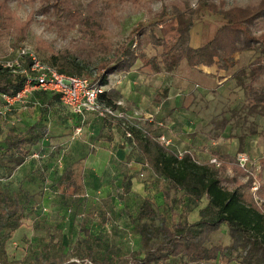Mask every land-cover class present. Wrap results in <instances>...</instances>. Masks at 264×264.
Masks as SVG:
<instances>
[{
  "label": "trees",
  "instance_id": "trees-1",
  "mask_svg": "<svg viewBox=\"0 0 264 264\" xmlns=\"http://www.w3.org/2000/svg\"><path fill=\"white\" fill-rule=\"evenodd\" d=\"M16 1L30 5L32 11L26 20H21L11 7V0H0V33L10 34L15 42L27 37L35 14L54 16L49 23L61 34L77 28L86 38L82 48L88 49V53L81 51L80 58L69 50L55 51L52 45L40 44L39 48L51 51L48 63L60 72L89 77L87 61L100 52L106 56L96 67V77L89 78L103 86L109 85L110 75L129 72L137 66L156 74L173 73L182 65L191 70L216 66L245 94L250 111L264 117V0H249L244 5H229L227 0H197L195 4L183 0L170 6L165 0H159L162 4L157 10L153 7L155 0H123L137 11H144L150 22L148 25L139 22L132 28L128 43L118 46L110 39L112 27H123L127 15L119 13L118 7L112 6L110 1L89 0L82 7L74 0ZM206 15H211L213 21L205 20ZM200 22L202 42L194 46L191 33ZM149 47L161 49L150 54ZM248 53L254 57L244 61L243 56ZM29 64L27 59L23 69L29 71ZM23 69L0 66V99L7 109L13 105L9 107L3 95L14 97L22 91L27 80ZM34 91L52 95L61 102L58 94ZM119 93L115 88L106 89L101 100L122 108L117 105ZM227 120L224 118V125ZM153 127L146 123L143 129L131 126L129 130L142 157L138 161L167 184L163 201L171 213L178 210L173 221L169 223L155 201L147 198L131 222L139 234L140 247L129 255L114 261L100 260L93 256L90 248L89 255H80L78 260L45 253L24 263H8L3 259V252L5 240L19 226V217L27 207L33 206L28 194L31 190L23 186L29 197L22 201L18 193H10L12 182L4 180L39 150L47 127L38 123L7 130L0 127V264H264L263 173L259 171L256 177L249 174L235 164L236 154L225 153L218 147L209 152L202 142H192L183 149L175 144L166 146L158 139L163 133ZM241 135L237 137L242 140V136L250 137ZM244 147L240 145V152H244ZM187 149L189 152L179 158L178 151ZM205 151L207 157L203 158L200 153ZM211 156L221 161L219 167L209 163ZM260 163L263 167L264 158ZM256 178L260 182L257 198L251 191ZM65 179L64 197L81 190L72 172H67ZM191 214L195 216L193 220L189 217ZM222 229L227 230L230 242H211L212 235ZM5 231L7 236L2 234Z\"/></svg>",
  "mask_w": 264,
  "mask_h": 264
},
{
  "label": "rangeland",
  "instance_id": "rangeland-1",
  "mask_svg": "<svg viewBox=\"0 0 264 264\" xmlns=\"http://www.w3.org/2000/svg\"><path fill=\"white\" fill-rule=\"evenodd\" d=\"M74 1L78 7H82L89 0ZM101 1H104V3L110 1L112 6L118 7L119 13L127 15V21L123 27H112L110 39L116 46L128 43L132 28L139 22L146 23V25L150 22L147 14L144 11H137L130 2L125 3L123 0ZM182 1L165 0L168 6L174 3H181ZM190 1L193 4L197 2V0ZM227 1L229 5L234 3L244 5L249 2V0ZM10 4L21 20H26L32 11L30 5L18 3L16 0H11ZM161 4V1L155 0L153 2L154 10L159 9ZM52 17L54 16L35 14V21L32 23L27 37L19 41V43L15 42L16 40L10 34L1 32L0 60L17 63L18 69L22 70L24 61L19 54L22 49H27L36 52L45 62H49L48 58L52 53L43 47L39 48L41 43L52 45L55 51L69 50L79 58L81 51H83L82 54H87L88 49L82 48V43L86 40L82 32L76 28L61 34L56 27L49 23V19ZM204 19L213 21L211 15H206ZM201 30V22L192 29V42L195 46L202 42ZM160 49L149 47L148 52L154 54ZM105 56L104 53L100 52L87 61L89 77H96L98 74L96 67ZM253 57L252 54L248 53L243 56V60L249 61ZM24 60L27 59L24 58ZM204 69L205 72L203 73L207 75H211L208 73L215 71L214 69ZM203 73L198 69L191 70L186 65H182L171 75L172 77L174 76L171 88L176 93H182L185 90V92L194 91L195 94H198L195 96L190 94V98L185 101L187 105H191L189 107L193 108L192 110L179 109L177 112H169L167 108L170 104V100H168L170 95L167 90L160 92V98L158 99L159 104L162 103V107H165V110L161 108L157 113H152L153 116L147 115L145 117L144 113L136 110L137 108L134 106H131L133 113L123 111L128 114L132 123L140 126H144L146 122L150 123L149 120L154 118L153 123L157 129L166 130L170 137L174 139L175 145L182 149L191 146L185 140V138L189 139L191 136L183 137V128L196 127L195 135H199L198 133L202 132L203 134L200 136L205 139L209 152L212 148L222 147L226 151L237 154L241 151L240 145L250 144V141H247V136L242 135H250L249 140L253 138H255L253 140H256L255 143L252 142L254 148L253 156L256 157L250 156L252 159H250V164H252L249 169L256 172L260 171L264 175V166L262 167L260 163V159L264 156V117L250 111L249 101L245 94L230 79H224L225 75L228 74L216 75L219 79L217 80L216 77L207 78ZM159 77V88H162L163 84H161L160 80L164 75ZM184 77L187 78V85L182 82ZM110 79L113 84L119 78L112 75ZM209 85L215 88L207 89L206 94H201L204 88ZM21 101L18 100L15 103L17 104ZM180 102L178 101V103ZM120 103V106L124 105L125 107L126 104ZM16 104L13 105L16 106ZM0 111H2L0 112V127L3 130L16 126L23 127V123L17 119L20 118L21 112L16 108L13 109V107L7 109L2 99H0ZM139 117L141 120L138 119ZM224 118H228L225 125L223 123ZM238 133L242 134L243 140L237 137L240 135ZM131 145H128V162L142 164L138 161L136 147L133 144ZM39 146V150L36 153L47 154L50 151L43 145L42 147L41 145ZM57 152L58 154L64 153L63 151ZM60 156L62 157V155ZM31 159H33L31 164L34 165L37 163V159L40 158L31 156ZM235 164L238 165L236 161ZM33 169L34 167H32ZM6 181L4 180L5 183ZM22 184V181L17 180L11 184V187L7 186L10 187V193H18L22 201H26L30 195L33 206L32 208L31 206L26 208L18 219L19 226L5 240L3 259H6L8 263L28 262L37 255L45 253L61 256L63 259L78 260L80 255L84 257L89 255L88 252L90 251L88 250L90 248L93 256L97 259L114 261L120 256L129 255L140 247L139 234L131 222L137 216L144 199H153L160 213L167 217L169 223L173 221L174 215L178 214V210L171 213L169 206L163 201L165 197L163 192L167 191L166 182L163 179H159L147 166H141L139 171H134L127 175L126 180L120 187L115 186L113 182L110 191H101L103 185L98 184L94 178L91 181H86L83 190L73 196L65 197L59 190H42L37 183L31 186L35 190H27L29 195H26ZM58 188L56 187V189ZM60 188H63V185ZM87 189H91L89 195L86 193ZM31 194L34 196L32 197ZM203 204H205V201ZM189 217L193 220L195 216L191 214ZM2 234L3 236L8 235L6 231ZM211 242L228 244L230 237L227 230L222 229L214 233Z\"/></svg>",
  "mask_w": 264,
  "mask_h": 264
},
{
  "label": "crops",
  "instance_id": "crops-1",
  "mask_svg": "<svg viewBox=\"0 0 264 264\" xmlns=\"http://www.w3.org/2000/svg\"><path fill=\"white\" fill-rule=\"evenodd\" d=\"M204 68L214 69L215 71L208 73L211 75H207L203 73L205 72ZM198 70L207 76V78L216 77L217 80H219L217 76H222L223 73H226L223 70H218L216 66H200ZM112 75L119 78L113 84L110 79ZM112 75L109 78L108 89L115 88L120 92L119 102L126 104L125 107L121 105L122 108L120 109L133 113L131 106H134L137 108H135L136 110L144 113L145 117L147 115L153 116L152 113H157L161 108L165 110V107H162V103L159 104L158 100L160 98V92L162 91L168 90L167 92L170 95L168 96L170 104L167 108L169 112H177L179 109H191L189 107L191 105H187L185 101L190 98V94L194 96L198 95L194 91L185 92V90L182 93H176L171 88L174 80V76H171L173 73L165 72L156 74L137 66L129 72H119ZM162 75L164 77H161L160 82L163 84V87L159 88L158 79ZM227 78L228 76L225 75L224 79ZM186 81V77L182 78L183 83L186 84ZM218 83L220 82L218 81ZM210 88L215 87H210L209 85L207 88H204L201 94H206L207 89ZM178 101H181L180 103L183 104L181 105ZM192 106L194 105L192 104ZM15 108L21 112V115H19L20 118L17 119L24 126H31L38 123L47 127V133L42 145L50 151L47 154H34L33 156L40 158L37 159V163L35 162L36 164L32 165L31 162L33 159L29 158L7 181L13 183L20 180L23 183L22 185L29 190H35L31 186L37 183L42 190H59L62 193L66 181L65 174L72 172L74 178L81 186V190L85 187L86 181H91L94 178L98 184L103 185L101 191H110L113 182L115 186L120 187L126 180L127 175H130L134 171H139L141 166H147L141 161L142 164L140 165L128 162V145L132 146L131 144H133L135 146V140L134 138L127 137L126 128L122 122L107 120L95 114H89L86 121L82 122L81 117L74 114L59 99L38 91H34L29 95L28 99L18 102L16 106L13 105V109ZM153 120L154 118L150 119V123L148 124H153V128L156 129L157 127L153 123ZM77 128H81V131L77 132ZM196 130V127L182 129L183 137L191 136V139L185 138L188 141L187 144H192V142L197 143V141L206 144L205 139L200 136L203 133L199 132V135H195ZM157 132H162V135L165 136L167 135L166 137L171 139L173 144H175L174 139L170 137L166 130L157 129ZM249 138L247 137V141H250V144L245 145L244 152L248 151L247 153H251L249 155L255 158L256 156H253L254 148L252 142L255 143L256 140H253L255 138L249 140ZM184 146L186 145L184 144ZM218 148L225 153H232L224 150L222 147ZM57 151H63L64 153L58 154ZM200 154L205 157L206 151ZM59 155H62V157H59ZM137 156L138 158H142L138 152ZM32 167H34L33 170ZM148 168L150 169V167ZM62 185L63 188H60ZM56 187L59 188L56 189ZM89 191L91 189L86 190L88 195Z\"/></svg>",
  "mask_w": 264,
  "mask_h": 264
},
{
  "label": "built area",
  "instance_id": "built-area-1",
  "mask_svg": "<svg viewBox=\"0 0 264 264\" xmlns=\"http://www.w3.org/2000/svg\"><path fill=\"white\" fill-rule=\"evenodd\" d=\"M19 55L23 58L24 62L26 61L24 58L30 61L29 71L23 69V72L27 74V80L22 91L14 97L3 95L9 107L18 100L23 101L27 99L34 90H43L58 94L63 105L69 108L74 114L79 115L82 122L86 121L89 114H95L101 118L121 120L123 126L126 128V135L129 138H133V134L129 130V127L134 126L143 129L139 124L132 123L128 114L123 110L118 107L115 108L111 105H107L101 100V94L105 92L107 86L92 82L89 77L60 72L55 66L43 61L34 51L22 49ZM0 66H16L18 68L17 63L3 60H0ZM119 104L121 103L118 102L117 105ZM138 119L141 120L140 117ZM80 131L81 128H77V132ZM158 139L162 140L166 146L173 145L172 140L165 135L159 136ZM187 152H189L188 149L179 150L177 155L179 158H182ZM250 159V155L247 152H239L236 154L237 164L249 174H253L256 177L258 172L249 169V166L252 164H250ZM209 163L217 167L221 165V161L215 156L209 158ZM259 188L260 182L256 178L251 187V191L254 193L255 197Z\"/></svg>",
  "mask_w": 264,
  "mask_h": 264
}]
</instances>
